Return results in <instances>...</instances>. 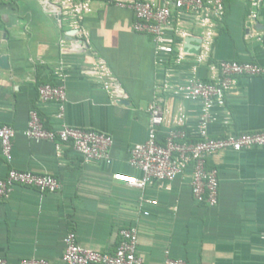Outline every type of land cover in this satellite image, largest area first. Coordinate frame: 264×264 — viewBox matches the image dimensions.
Masks as SVG:
<instances>
[{
    "label": "crops",
    "instance_id": "crops-1",
    "mask_svg": "<svg viewBox=\"0 0 264 264\" xmlns=\"http://www.w3.org/2000/svg\"><path fill=\"white\" fill-rule=\"evenodd\" d=\"M42 1L0 0V59L7 66L0 62V127L16 133L13 168L53 176L62 187L56 193L16 187L0 201V258L7 264L31 257L64 264L63 240L70 232L81 247L112 254L119 230L134 226L144 264H163L166 252L186 264H264V148L207 158L206 167L219 179L214 208L193 200L190 168L171 183L153 182L144 190L113 179L141 176L130 167L129 152L146 139L152 102L163 111L160 138L181 128L182 117V130L196 141L201 106L182 100L179 86L192 78L210 81L220 62L264 70V0H223L222 17L205 27L196 15L175 12L169 34L181 50L161 60L151 39L134 31L130 11L89 0L81 14L86 37H80L55 0H44L47 6ZM83 3L73 0L71 6ZM85 39L93 54L76 53V42ZM98 61L110 72L117 98L91 73ZM60 83L67 90L62 119L54 104L39 103L36 94L39 85ZM32 108L47 130L64 124L110 135V164L85 163L69 143L29 141L24 132ZM212 118V139L264 130V75L237 78ZM10 167L0 152V179Z\"/></svg>",
    "mask_w": 264,
    "mask_h": 264
},
{
    "label": "built area",
    "instance_id": "built-area-1",
    "mask_svg": "<svg viewBox=\"0 0 264 264\" xmlns=\"http://www.w3.org/2000/svg\"><path fill=\"white\" fill-rule=\"evenodd\" d=\"M72 1L55 0L54 2L58 3L66 11L65 15L72 19L71 33L75 36L86 37L81 28V14L82 11H86L89 0H83V5L76 8L71 6ZM106 1L116 8L130 11L133 14L134 31L151 39L155 47V56L159 60L174 56L181 50L174 36L169 34L175 12H189L196 15V21L202 27L210 24L211 18L220 19L223 15V0H161L160 4L153 0ZM42 4L47 6L48 2L43 0ZM208 43L206 40L202 47L206 48ZM76 45L78 54L94 53L89 48L87 39L77 41ZM62 46L65 45L62 44ZM98 62L99 65L91 73L102 83L104 90L110 96L117 98V87L114 86L110 72L101 61ZM216 70V75L210 81L192 78L178 88L182 100L199 103L201 106L198 121L199 139L196 141L188 139L185 130H182L185 122V118L182 117L178 123L181 128L171 129L164 138H160L159 133L164 123V116L160 105L154 101L147 110L149 118L146 139L134 145L129 152L128 163L141 176L114 175L115 181L144 190L153 182L171 183L190 168V190L193 200L209 208L218 205L219 179L216 170L206 167L207 158L219 152L242 153L264 148V130L237 135L228 134L217 139L209 138L207 128L213 119L212 110L225 94L235 88L237 78L261 77L264 75V70L256 64L237 61L220 62ZM61 77L58 78L61 79ZM36 94L39 103L54 104L59 110L58 117L62 119L67 102V90L64 84L39 85ZM15 135L13 128L0 127V152L5 163L11 166L6 176L0 179V201L7 200L16 187L33 189L40 193L59 192L62 186L53 176L38 175L12 167ZM24 136L34 143H55L56 141L69 143L85 163L110 164L111 162L110 151L113 138L110 135L64 124L58 130H47L35 108L28 113ZM121 178H126L129 182ZM145 203L156 205L155 201H146L142 204ZM118 236L119 242L115 252L105 254L81 247L75 234L70 232L63 240L62 261L64 264H144L137 254V229L134 226L121 228ZM165 255L163 264H186L183 260L170 258L167 252ZM0 264H7V262L0 258ZM18 264H48V262L31 257L20 260Z\"/></svg>",
    "mask_w": 264,
    "mask_h": 264
},
{
    "label": "water",
    "instance_id": "water-1",
    "mask_svg": "<svg viewBox=\"0 0 264 264\" xmlns=\"http://www.w3.org/2000/svg\"><path fill=\"white\" fill-rule=\"evenodd\" d=\"M1 65H3L4 68H6V59L5 58H1L0 59Z\"/></svg>",
    "mask_w": 264,
    "mask_h": 264
},
{
    "label": "bare ground",
    "instance_id": "bare-ground-1",
    "mask_svg": "<svg viewBox=\"0 0 264 264\" xmlns=\"http://www.w3.org/2000/svg\"><path fill=\"white\" fill-rule=\"evenodd\" d=\"M121 180H124V181H128V182H129V180H128V179H126V178H121Z\"/></svg>",
    "mask_w": 264,
    "mask_h": 264
}]
</instances>
